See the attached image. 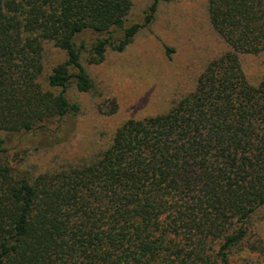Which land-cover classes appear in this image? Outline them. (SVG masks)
Returning <instances> with one entry per match:
<instances>
[{
	"label": "trees",
	"instance_id": "obj_1",
	"mask_svg": "<svg viewBox=\"0 0 264 264\" xmlns=\"http://www.w3.org/2000/svg\"><path fill=\"white\" fill-rule=\"evenodd\" d=\"M205 1L229 49L195 89L96 159L35 172L23 154L57 145L80 113L68 89L93 87L83 56L123 51L141 25L134 0H0V264H233L264 208V81L240 61L264 51V0ZM46 41L66 60L45 87Z\"/></svg>",
	"mask_w": 264,
	"mask_h": 264
},
{
	"label": "rangeland",
	"instance_id": "obj_2",
	"mask_svg": "<svg viewBox=\"0 0 264 264\" xmlns=\"http://www.w3.org/2000/svg\"><path fill=\"white\" fill-rule=\"evenodd\" d=\"M153 0H134L127 21L140 30L123 51L108 49L102 60L83 56L93 87L79 91L72 85L67 95L80 106L59 143L43 141L41 149L23 154V166L43 172L63 165L96 159L113 142L116 131L129 119H143L168 111L193 91L208 63L228 51L227 43L214 30L205 0L161 1L151 23L146 12ZM45 73L66 60V52L53 42L44 43ZM242 68L251 84L264 81V51L241 54ZM1 135V132H0ZM249 240L231 252L233 264H264V208L252 219Z\"/></svg>",
	"mask_w": 264,
	"mask_h": 264
}]
</instances>
